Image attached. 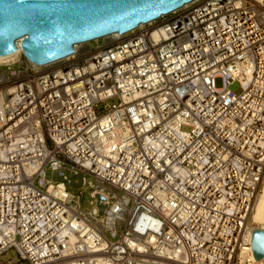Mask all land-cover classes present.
I'll use <instances>...</instances> for the list:
<instances>
[{
    "label": "built area",
    "instance_id": "obj_1",
    "mask_svg": "<svg viewBox=\"0 0 264 264\" xmlns=\"http://www.w3.org/2000/svg\"><path fill=\"white\" fill-rule=\"evenodd\" d=\"M118 35L0 63V264H264V0Z\"/></svg>",
    "mask_w": 264,
    "mask_h": 264
},
{
    "label": "water",
    "instance_id": "obj_2",
    "mask_svg": "<svg viewBox=\"0 0 264 264\" xmlns=\"http://www.w3.org/2000/svg\"><path fill=\"white\" fill-rule=\"evenodd\" d=\"M192 0H0V56L16 50L37 63L66 57L73 46L126 31ZM102 209V197L97 196ZM255 259L263 258L264 229L253 230Z\"/></svg>",
    "mask_w": 264,
    "mask_h": 264
},
{
    "label": "bare ground",
    "instance_id": "obj_3",
    "mask_svg": "<svg viewBox=\"0 0 264 264\" xmlns=\"http://www.w3.org/2000/svg\"><path fill=\"white\" fill-rule=\"evenodd\" d=\"M111 35L114 37L119 36L117 32L111 33ZM20 42V40L17 41L19 45L21 44ZM77 45L78 44H75L74 47H76ZM19 52H21V47L18 46L16 50L10 52L9 54L1 55L0 63H8L9 61L14 60L15 58H17L16 56L19 54ZM255 207L256 209L253 214V220L257 223V226H259L260 228H264V188L256 202Z\"/></svg>",
    "mask_w": 264,
    "mask_h": 264
},
{
    "label": "rangeland",
    "instance_id": "obj_4",
    "mask_svg": "<svg viewBox=\"0 0 264 264\" xmlns=\"http://www.w3.org/2000/svg\"><path fill=\"white\" fill-rule=\"evenodd\" d=\"M103 42H105L103 39H100L99 41H98V43L100 44V43H103ZM95 42H91L90 44H94ZM221 85V81H220V79H217L216 80V86L217 87H219ZM229 88H230V90L231 91H233L235 94H239L240 92H241V90H240V87H239V85L236 83V82H234V83H232L230 86H229ZM73 190V192H76V193H78V190H82L83 192H84V194L80 197V205H81V207L83 208V209H85V210H89L90 208H91V205H90V201H91V197H90V190L88 189V188H86V187H84V186H81V187H79V188H73L72 189ZM93 202H95L94 201V199H93Z\"/></svg>",
    "mask_w": 264,
    "mask_h": 264
}]
</instances>
